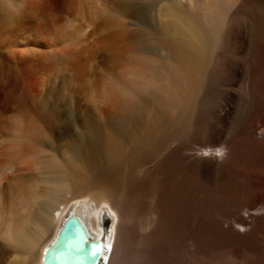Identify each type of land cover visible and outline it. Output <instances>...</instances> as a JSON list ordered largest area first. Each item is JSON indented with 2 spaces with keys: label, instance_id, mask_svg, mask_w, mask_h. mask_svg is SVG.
<instances>
[{
  "label": "bare ground",
  "instance_id": "obj_1",
  "mask_svg": "<svg viewBox=\"0 0 264 264\" xmlns=\"http://www.w3.org/2000/svg\"><path fill=\"white\" fill-rule=\"evenodd\" d=\"M41 12L102 65L103 123L0 133V264H43L73 216L96 264H264V0H0L1 44Z\"/></svg>",
  "mask_w": 264,
  "mask_h": 264
},
{
  "label": "rangeland",
  "instance_id": "obj_2",
  "mask_svg": "<svg viewBox=\"0 0 264 264\" xmlns=\"http://www.w3.org/2000/svg\"><path fill=\"white\" fill-rule=\"evenodd\" d=\"M15 23L22 29L7 36L13 43L1 44L5 38H0V133L20 126L48 128L54 148L66 150L103 123L97 116L105 107L103 67L79 58L72 46L56 39L52 32L59 22L42 12ZM4 139L0 135V144ZM172 166L165 163L162 169L170 183L183 173Z\"/></svg>",
  "mask_w": 264,
  "mask_h": 264
},
{
  "label": "water",
  "instance_id": "obj_3",
  "mask_svg": "<svg viewBox=\"0 0 264 264\" xmlns=\"http://www.w3.org/2000/svg\"><path fill=\"white\" fill-rule=\"evenodd\" d=\"M47 249L43 264H96L102 246L98 241L87 240L83 225L73 216L66 220Z\"/></svg>",
  "mask_w": 264,
  "mask_h": 264
},
{
  "label": "snow or ice",
  "instance_id": "obj_4",
  "mask_svg": "<svg viewBox=\"0 0 264 264\" xmlns=\"http://www.w3.org/2000/svg\"><path fill=\"white\" fill-rule=\"evenodd\" d=\"M106 231H107V230H105V234H106ZM45 251L47 252V251H48V249H46Z\"/></svg>",
  "mask_w": 264,
  "mask_h": 264
}]
</instances>
